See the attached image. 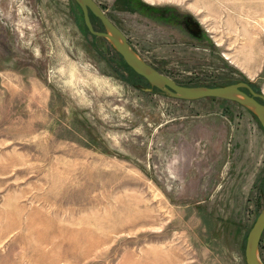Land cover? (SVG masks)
<instances>
[{"label":"rangeland","instance_id":"rangeland-1","mask_svg":"<svg viewBox=\"0 0 264 264\" xmlns=\"http://www.w3.org/2000/svg\"><path fill=\"white\" fill-rule=\"evenodd\" d=\"M95 1L179 84L264 95V0ZM263 204L247 107L150 89L75 0H0V264H246Z\"/></svg>","mask_w":264,"mask_h":264},{"label":"water","instance_id":"water-1","mask_svg":"<svg viewBox=\"0 0 264 264\" xmlns=\"http://www.w3.org/2000/svg\"><path fill=\"white\" fill-rule=\"evenodd\" d=\"M75 2L82 11L83 21L88 31L95 36L107 39L115 51L123 58L127 66L148 82L150 89L155 88L175 99L185 101L218 98L236 102L247 107L258 118L264 130V95L253 91L247 82L238 81L219 86H188L179 84L173 78L160 73L155 67L143 60L131 47L123 32L105 14L95 0H75ZM90 14L98 18L103 30L97 31L93 28ZM244 88L249 90L250 95L243 91ZM263 231L264 204L247 234L244 249L246 264H264L258 254L259 242Z\"/></svg>","mask_w":264,"mask_h":264},{"label":"flooded vegetation","instance_id":"flooded-vegetation-1","mask_svg":"<svg viewBox=\"0 0 264 264\" xmlns=\"http://www.w3.org/2000/svg\"><path fill=\"white\" fill-rule=\"evenodd\" d=\"M249 86H250V88L253 90V91H255V92H258L254 87H252V85L251 84H249ZM243 91L245 92V93H247V94H249L250 95V92H249V90L248 89H243ZM258 100H260V99H258Z\"/></svg>","mask_w":264,"mask_h":264}]
</instances>
